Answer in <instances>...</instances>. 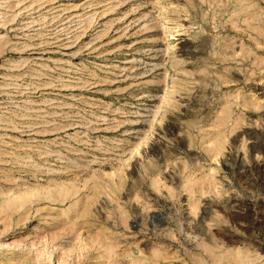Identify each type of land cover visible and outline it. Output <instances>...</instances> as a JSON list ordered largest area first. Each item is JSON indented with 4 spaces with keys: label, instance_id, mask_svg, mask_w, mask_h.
I'll list each match as a JSON object with an SVG mask.
<instances>
[{
    "label": "rangeland",
    "instance_id": "374dc122",
    "mask_svg": "<svg viewBox=\"0 0 264 264\" xmlns=\"http://www.w3.org/2000/svg\"><path fill=\"white\" fill-rule=\"evenodd\" d=\"M0 264H264V0H0Z\"/></svg>",
    "mask_w": 264,
    "mask_h": 264
}]
</instances>
